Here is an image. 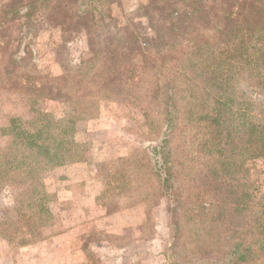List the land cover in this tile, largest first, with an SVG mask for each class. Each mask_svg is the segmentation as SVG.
Here are the masks:
<instances>
[{"label": "rangeland", "instance_id": "374dc122", "mask_svg": "<svg viewBox=\"0 0 264 264\" xmlns=\"http://www.w3.org/2000/svg\"><path fill=\"white\" fill-rule=\"evenodd\" d=\"M12 1L0 0V8ZM149 1H43L39 14L50 21L40 23L32 38L42 72L75 74L88 44L101 49L104 32L115 31L112 25L144 21L140 11ZM56 5L69 8L75 21L56 26L63 21ZM21 27L18 22L4 26L2 56L16 48ZM195 82L203 99L206 86L198 77ZM43 111L53 114L56 126ZM40 129L44 138L48 130L66 131L80 159L37 171L40 163L21 139ZM165 132L163 117L147 116L142 104L103 96L77 104L0 82V264H208L218 259L235 229L245 227V213L237 209L247 199L248 185L258 197L264 195V158L249 164L251 173L240 169L226 176L219 162L202 156L192 138L195 130L181 118L168 149L176 192L169 195L156 174L153 150ZM121 157H130L131 164L120 163ZM116 165L120 173L111 177Z\"/></svg>", "mask_w": 264, "mask_h": 264}, {"label": "trees", "instance_id": "16d2710c", "mask_svg": "<svg viewBox=\"0 0 264 264\" xmlns=\"http://www.w3.org/2000/svg\"><path fill=\"white\" fill-rule=\"evenodd\" d=\"M43 1L14 0L0 8L2 38L5 25L22 26L16 48L0 54L3 86L41 98H69L77 104L103 96L142 104L147 116L160 114L166 136L153 150L156 174L169 195L176 192L173 172L167 167L168 149L181 118L195 130L192 138L202 156L219 162L226 176L240 169L251 173L249 164L264 158V0H150L140 11L144 21L139 17L136 24L130 20L112 25L115 31L104 32L103 48L88 44L76 73L60 75L42 72L33 45L39 24L50 21L39 14L45 9ZM56 8L63 12V21L56 26L64 28L70 18L75 21L69 8ZM27 66L34 71H26ZM197 77L206 86L203 99ZM42 113L57 125L52 113ZM43 133L40 129L21 139L25 147L31 145L29 156L40 163L37 171L53 162L51 166L80 159L66 131L48 130L47 138ZM119 161L131 164L130 157ZM163 168H168L166 175ZM119 173L116 165L110 175ZM249 185L243 193L247 199L237 209L245 213V227L236 228L222 255L208 264H264V195L258 197Z\"/></svg>", "mask_w": 264, "mask_h": 264}]
</instances>
